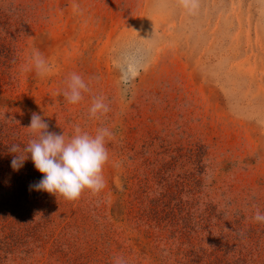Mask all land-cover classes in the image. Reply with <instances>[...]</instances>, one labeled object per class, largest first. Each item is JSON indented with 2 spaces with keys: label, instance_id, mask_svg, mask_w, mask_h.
Segmentation results:
<instances>
[{
  "label": "rangeland",
  "instance_id": "obj_1",
  "mask_svg": "<svg viewBox=\"0 0 264 264\" xmlns=\"http://www.w3.org/2000/svg\"><path fill=\"white\" fill-rule=\"evenodd\" d=\"M0 264H264V0H0Z\"/></svg>",
  "mask_w": 264,
  "mask_h": 264
}]
</instances>
